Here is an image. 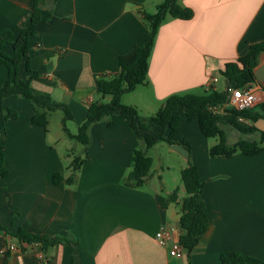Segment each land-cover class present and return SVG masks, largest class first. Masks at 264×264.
Returning <instances> with one entry per match:
<instances>
[{
	"label": "crops",
	"instance_id": "0c3cea01",
	"mask_svg": "<svg viewBox=\"0 0 264 264\" xmlns=\"http://www.w3.org/2000/svg\"><path fill=\"white\" fill-rule=\"evenodd\" d=\"M161 1L58 0L52 18L38 24V33L30 38L31 70L22 61L19 78L36 71L33 89L67 104L73 116L66 125L61 116L54 126L50 113L44 127L32 121L41 108L31 99H5V107L16 110L18 117L0 118L8 169L7 175H0V224L11 227L16 212V225L66 241L44 248L0 229V264H222L221 253L227 250L264 260V149L254 155L237 151L213 157L210 148L219 139L207 137L197 117L182 119L178 137L191 144V159L204 182L209 227L195 247L184 248L180 256L170 255L155 235L169 227L180 241L185 233L180 207L168 197L177 188L178 201L186 195L179 177L187 156L161 141L149 150L153 166L145 184H126L135 150L143 146L126 117L112 115L94 123L90 144H81L78 156L83 162L76 182H53L57 171L65 177L72 173L71 144L77 141L69 133L78 132L89 104L110 100L98 92V78L118 73L119 55L144 42L148 28L142 12L155 11ZM180 2L193 9V18H171L159 28L149 83L122 96L123 103L144 116L156 113L171 94L204 92L213 75L223 77L226 63L264 40V0ZM33 3L0 0V31L9 28L17 36L29 22ZM4 50L12 53V45ZM7 77L8 69L1 65L0 87ZM257 128L248 134L259 141L263 130ZM238 140L227 138L229 144ZM11 244L15 250L1 252Z\"/></svg>",
	"mask_w": 264,
	"mask_h": 264
},
{
	"label": "trees",
	"instance_id": "16d2710c",
	"mask_svg": "<svg viewBox=\"0 0 264 264\" xmlns=\"http://www.w3.org/2000/svg\"><path fill=\"white\" fill-rule=\"evenodd\" d=\"M58 0H34L31 16L28 23L23 24L22 31L16 36L14 32L5 28L0 31V66L8 69V77L3 86L0 87V118H17L18 112L6 108L4 101L11 95H21L31 99L41 111L32 118L33 123L46 127L49 115L56 110L64 112L63 123L72 119L70 107L62 102L54 100L49 94L35 91L32 80L38 76L32 71L25 79L19 78V70L22 61H26V67L30 71V38L38 33V24L49 21L53 16V7ZM143 20L148 28L145 40L140 45H135L131 51L119 55L120 70L118 73L101 76L97 80L98 92L102 97L110 96V100H96L89 104L86 117L78 127L76 134L69 133L70 137L82 145H89L90 128L99 121L112 115H120L129 120L131 130L135 136L142 141L143 146L135 150L133 167L125 183L140 187L145 184L151 174L153 157L149 150L161 141L170 145H182L188 151V165L181 172V179L186 195L178 201L179 190L174 189L169 200L177 202L180 207V225L185 233L180 237V243L184 248L191 251L199 242L201 236L209 227V209L203 198L204 182L201 179L198 166L191 159V144L186 139L178 137L179 127L183 118L189 120L197 117L201 130L207 137L219 136L217 144L210 148V155L231 156L237 151L247 155H254L264 149V131L261 132L259 141L241 138L234 144H229L226 138L224 125H230L244 134L259 130L255 125L260 118H264L262 107L253 110L234 111L230 115H217L208 108L211 104L225 101L227 91L214 88L206 89L202 93H174L169 95L162 107L154 114L144 116L133 106L123 103L122 96L135 90L139 85L149 83L148 70L150 58L153 53L159 28L171 18L191 19L194 11L190 7L181 4L180 0H163L156 5L155 11L143 10ZM11 44L13 51L7 53L4 50L6 44ZM264 52V40L250 44L246 55L239 57L236 61L226 63L221 73L230 86L239 88L248 82L256 81L254 68L260 63V55ZM241 115L252 121L245 124L238 120ZM1 124V123H0ZM112 124L111 122L109 123ZM83 159L75 156L72 162V173L65 177L62 171L53 175V182L73 185L77 180V174L82 166ZM8 174L5 165V143L0 142V175ZM19 213L13 214L11 227L0 224V229L16 237L20 242L29 244H41L49 248L56 243H63L65 238L51 236L48 234L33 233L22 226L16 225L15 221ZM8 253V252H7ZM222 264H264V260L244 254L238 250H227L221 253Z\"/></svg>",
	"mask_w": 264,
	"mask_h": 264
},
{
	"label": "built area",
	"instance_id": "2783aa9c",
	"mask_svg": "<svg viewBox=\"0 0 264 264\" xmlns=\"http://www.w3.org/2000/svg\"><path fill=\"white\" fill-rule=\"evenodd\" d=\"M219 81L217 75H213L208 83L207 89L217 87ZM225 90L227 91L226 99L223 102L211 104L208 106L209 110L217 115H230L234 111L253 110L258 107L264 109V85L260 84L257 80L248 82L242 87L236 88L226 84ZM238 120L245 124H251L252 121L238 115ZM156 240L163 247L169 248V253L172 256H180L184 250L180 241L173 238V229L169 227L160 228L156 235ZM14 244L9 245L1 252L7 254L8 251L15 250Z\"/></svg>",
	"mask_w": 264,
	"mask_h": 264
},
{
	"label": "rangeland",
	"instance_id": "374dc122",
	"mask_svg": "<svg viewBox=\"0 0 264 264\" xmlns=\"http://www.w3.org/2000/svg\"><path fill=\"white\" fill-rule=\"evenodd\" d=\"M217 77L219 79V81L217 82V87L224 90L225 89L224 78L220 75V73H218ZM51 114L53 115L52 116L53 117V125L59 126V121H60L61 116L65 115L64 112L62 110H56V111L51 112ZM225 130H226L227 138L230 142L235 141L237 138H239V139H241V138H247V139L252 138L251 134H244L233 126L225 127ZM215 137L217 139H219V136H215ZM71 148H72L71 152L73 153L74 157L81 154V144L80 143L73 141L71 144ZM179 179H181V176L179 177Z\"/></svg>",
	"mask_w": 264,
	"mask_h": 264
},
{
	"label": "water",
	"instance_id": "95a60500",
	"mask_svg": "<svg viewBox=\"0 0 264 264\" xmlns=\"http://www.w3.org/2000/svg\"><path fill=\"white\" fill-rule=\"evenodd\" d=\"M254 74L256 76L257 81L264 85V52L260 55V63L254 68ZM229 85L228 83H226ZM257 126L264 131V118L260 119ZM173 149L179 152L182 156H187L188 151L182 145L176 144L173 145Z\"/></svg>",
	"mask_w": 264,
	"mask_h": 264
}]
</instances>
